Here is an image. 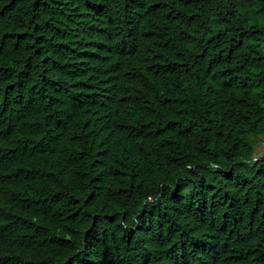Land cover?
<instances>
[{"label":"trees","instance_id":"1","mask_svg":"<svg viewBox=\"0 0 264 264\" xmlns=\"http://www.w3.org/2000/svg\"><path fill=\"white\" fill-rule=\"evenodd\" d=\"M0 264H264V0H0Z\"/></svg>","mask_w":264,"mask_h":264}]
</instances>
